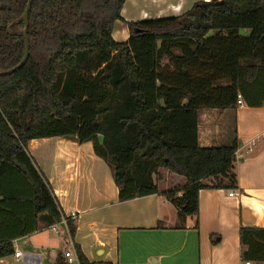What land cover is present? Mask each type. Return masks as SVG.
<instances>
[{
	"label": "trees",
	"instance_id": "16d2710c",
	"mask_svg": "<svg viewBox=\"0 0 264 264\" xmlns=\"http://www.w3.org/2000/svg\"><path fill=\"white\" fill-rule=\"evenodd\" d=\"M27 1L0 0L1 72L23 57ZM125 2L32 3L28 59L0 76V258L60 219L31 140L91 143L119 202L160 195L197 218L200 190L238 188L237 139L200 147L198 113L236 109L238 95L247 107H264V0H200L179 15L140 21L122 18ZM117 22L126 41L112 36ZM160 169L185 186L160 191ZM69 230L73 238L72 220ZM239 240L243 262H264V228L241 227ZM74 248L81 264H110L90 263Z\"/></svg>",
	"mask_w": 264,
	"mask_h": 264
},
{
	"label": "crops",
	"instance_id": "0c3cea01",
	"mask_svg": "<svg viewBox=\"0 0 264 264\" xmlns=\"http://www.w3.org/2000/svg\"><path fill=\"white\" fill-rule=\"evenodd\" d=\"M162 1L168 7L163 16L146 15L148 7L160 0H126L121 16L125 21L175 16L200 0ZM118 23L121 26L116 29ZM112 36L126 41V26L117 22ZM229 125L232 135H228ZM197 138L200 147L227 145L237 139V152L242 155L236 160L238 188L232 190L234 195L224 189L200 190L197 218L180 214L160 195L119 202L111 171L89 142L54 137L31 140L28 149L51 185L59 208L77 213L72 240L90 263L245 264L240 256L239 229L264 228V107L244 104L236 109H201ZM158 176L160 191L186 184L183 177L165 169ZM41 232L13 244L40 254L44 264H65L59 243L37 238ZM60 238L64 241L62 235ZM213 239L219 240L213 244Z\"/></svg>",
	"mask_w": 264,
	"mask_h": 264
},
{
	"label": "built area",
	"instance_id": "2783aa9c",
	"mask_svg": "<svg viewBox=\"0 0 264 264\" xmlns=\"http://www.w3.org/2000/svg\"><path fill=\"white\" fill-rule=\"evenodd\" d=\"M237 99L238 106H243L244 103L242 101L241 95H238ZM249 152L250 148H248L244 154L247 155ZM240 157H242V155H239V153L236 151V160ZM229 195H234V191H231ZM59 213V221L55 224H52L48 229L54 234L62 235L65 243L68 245V248H66L62 253L65 264H81L76 254L74 243L69 230V221L75 220L77 217V213L74 211H70L69 213H67L62 211L60 208ZM0 264H44V260L40 254L22 251L17 247V245H14V252L8 257L0 258ZM245 264L249 263L245 262Z\"/></svg>",
	"mask_w": 264,
	"mask_h": 264
},
{
	"label": "rangeland",
	"instance_id": "374dc122",
	"mask_svg": "<svg viewBox=\"0 0 264 264\" xmlns=\"http://www.w3.org/2000/svg\"><path fill=\"white\" fill-rule=\"evenodd\" d=\"M167 9H168V7L166 6V2H163L162 0H160V2L154 3L153 7L152 6L148 7V9H147L148 14H146V15H150L149 17L163 16V15H165V13H168ZM156 11H159V12H157V14H156ZM155 15H157V16H155ZM119 25L121 26L120 23H118L116 25V29L119 28ZM227 128H228V130H227L228 135H232L231 126L229 125ZM28 151H29V149H28ZM29 154L32 156V158L35 161L36 158L33 157V156H35L34 153L32 151H29ZM36 236L39 239H48V241H50V242L59 243L58 245L60 246L59 249L61 250V252H63L66 248H68V245L65 243V240L63 241L60 238V235L51 234L50 232H48V230H44L41 233H38ZM46 245L47 244L45 243V246Z\"/></svg>",
	"mask_w": 264,
	"mask_h": 264
},
{
	"label": "water",
	"instance_id": "95a60500",
	"mask_svg": "<svg viewBox=\"0 0 264 264\" xmlns=\"http://www.w3.org/2000/svg\"><path fill=\"white\" fill-rule=\"evenodd\" d=\"M33 1L34 0H28L27 1L24 13H23L22 18H21L22 22L24 23L23 37H24V40H25V50H24L23 57H22L21 61L15 67H13L12 69L7 70V71H2V72L0 71V76H7V75L12 74L15 70H18L21 67H23L24 64L26 63L27 59H28V56H29V45H30L29 44V37H28V28H29L28 15H29V11L31 9Z\"/></svg>",
	"mask_w": 264,
	"mask_h": 264
}]
</instances>
